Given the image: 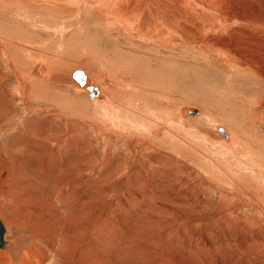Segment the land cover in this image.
<instances>
[{"label": "rangeland", "instance_id": "rangeland-1", "mask_svg": "<svg viewBox=\"0 0 264 264\" xmlns=\"http://www.w3.org/2000/svg\"><path fill=\"white\" fill-rule=\"evenodd\" d=\"M251 8L262 0H0V264H264ZM27 135L16 167L42 162L43 183L12 176Z\"/></svg>", "mask_w": 264, "mask_h": 264}, {"label": "bare ground", "instance_id": "bare-ground-1", "mask_svg": "<svg viewBox=\"0 0 264 264\" xmlns=\"http://www.w3.org/2000/svg\"><path fill=\"white\" fill-rule=\"evenodd\" d=\"M127 1V0H126ZM114 3V2H113ZM257 5H261L260 3ZM258 8V6H257ZM249 9V8H248ZM247 9V10H248ZM136 10V9H135ZM137 12V10H136ZM250 13L252 14H255L256 15V20L255 21H248L247 23H245L246 25L249 23L252 25V27L257 31V32H263L264 31V0H262V8L260 10H257L256 11V8H251V11ZM246 15V14H245ZM128 16V15H127ZM252 16V15H251ZM132 17V16H130ZM250 17V16H249ZM129 18V17H128ZM137 18V16L135 17ZM252 18V17H251ZM122 21V20H121ZM132 22V21H131ZM136 22V21H135ZM138 22V21H137ZM243 25V24H242ZM254 30V31H255ZM259 51L262 53V56L259 55L258 59H257L255 62H254V65H253V68H255V72L252 73L253 75V80L254 81H257V84H258V87L264 92V42H260L259 43ZM257 51V50H256ZM259 54V53H258ZM235 56V58H237L238 60L240 59V55L239 53L235 52L233 54ZM256 56V55H255ZM238 63L240 64V66H242L243 68L245 67H250L252 65V61H248L247 63H242L240 61H238ZM76 72V71H75ZM73 75V74H72ZM252 77V76H251ZM87 80V79H86ZM74 81V80H73ZM75 82V81H74ZM76 83V82H75ZM77 84V83H76ZM87 84V82H86ZM86 84L84 85V87H80L78 86L79 88L81 89H86ZM100 93V92H99ZM99 95V94H98ZM97 95V96H98ZM88 96L90 97L89 93H88ZM96 96V97H97ZM95 97V98H96ZM94 98V99H95ZM264 106H261L260 108H263ZM186 110V109H185ZM261 110V109H260ZM259 110V111H260ZM260 113V112H259ZM187 114V111H184V115L186 116ZM189 116H192V114L189 112V114H187ZM6 249V248H5ZM1 250V249H0ZM4 250V249H3Z\"/></svg>", "mask_w": 264, "mask_h": 264}, {"label": "crops", "instance_id": "crops-1", "mask_svg": "<svg viewBox=\"0 0 264 264\" xmlns=\"http://www.w3.org/2000/svg\"><path fill=\"white\" fill-rule=\"evenodd\" d=\"M86 75V74H85ZM87 77V76H86ZM74 82V81H73ZM86 82H87V85L89 84L88 83V81L86 80ZM75 83V82H74ZM75 85L77 86V84L75 83ZM77 89L78 90H81V88H79L78 86H77ZM84 91H85V89H83ZM88 94V93H87ZM100 94V93H99ZM35 136H38L39 138H37L39 141H40V137H44L43 135H41V134H39L38 135V132L37 133H35L34 134ZM29 140V135H27V136H23L22 138H17V139H15L13 142L14 143H12L11 144V146L13 145V148L15 149L16 148V146H15V144L18 146H20V147H22V150H23V152H24V154H27V155H24L23 157L22 156H17V155H15L14 157H13V162H14V167H16V166H19V164L16 162L17 160H19V159H22V160H25V158L29 155V152H28V150H27V148H26V146H24V144H26V142ZM30 142V141H29ZM32 144V143H31ZM42 145H44L43 143H41ZM46 145H44V151L43 152H46ZM49 150L47 149V152H48ZM46 155V154H45ZM61 158V157H60ZM20 163V162H19ZM39 163V165H41L40 167H43V168H45V170H46V165L45 164H43L42 162L40 163V162H38ZM55 163H57L56 165L58 166V159L56 160V162ZM38 164H36V163H31V164H29L28 166L26 165V166H24V167H22V168H20L19 170H17V167H16V170L13 172V173H15L16 172V174L14 175H12L13 177H15L16 175H17V173H18V176L20 175V173H21V171L20 170H24V171H26L27 172V168H32V171H31V173L33 172V174H32V176H31V178H29V179H14L15 181H18V182H28V183H36V182H39V183H43L44 181H43V179L42 178H40V176H37V177H39V178H36L35 177V174H34V172H35V170H36V168L39 166ZM2 169V165L0 164V170ZM47 172H48V176H52V175H57V173L54 171V170H47ZM56 173V174H55ZM15 183V182H14ZM44 189V188H43ZM42 189V191L43 192H45V190H43Z\"/></svg>", "mask_w": 264, "mask_h": 264}, {"label": "water", "instance_id": "water-1", "mask_svg": "<svg viewBox=\"0 0 264 264\" xmlns=\"http://www.w3.org/2000/svg\"><path fill=\"white\" fill-rule=\"evenodd\" d=\"M72 78L77 83V85L80 87H84V85L86 84L87 77H86L85 73L81 70L74 72L72 75ZM85 91H87V93H89L90 99H94L99 94V89H97V88H95L89 84L88 85L86 84V90ZM189 112L192 114V116H198L200 114V112L197 110L187 111V114H189ZM218 132L222 136L227 138V133L223 128H218ZM5 236H6V228L4 227L2 221L0 220V249L6 248L7 242L5 241Z\"/></svg>", "mask_w": 264, "mask_h": 264}]
</instances>
